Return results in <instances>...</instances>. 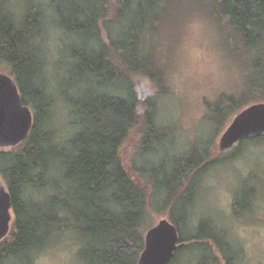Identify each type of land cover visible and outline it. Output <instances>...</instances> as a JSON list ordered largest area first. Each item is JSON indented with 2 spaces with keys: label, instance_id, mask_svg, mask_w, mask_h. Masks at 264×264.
Listing matches in <instances>:
<instances>
[{
  "label": "trees",
  "instance_id": "obj_1",
  "mask_svg": "<svg viewBox=\"0 0 264 264\" xmlns=\"http://www.w3.org/2000/svg\"><path fill=\"white\" fill-rule=\"evenodd\" d=\"M2 5L0 71L14 78L33 124L21 143L0 148L13 214L0 264H35L67 246L79 264H137L153 214H167L179 232L169 264L183 254L197 256L194 264H239L221 224L198 206V193L215 166L264 163V136L212 149L232 113L264 101V0H38L19 17ZM189 10L212 20L242 84L211 105L213 136L179 147L181 134L160 116L169 90L153 47L163 25ZM139 78L157 95L141 96ZM55 98L69 113L59 126ZM136 134L139 144L124 159Z\"/></svg>",
  "mask_w": 264,
  "mask_h": 264
},
{
  "label": "rangeland",
  "instance_id": "obj_2",
  "mask_svg": "<svg viewBox=\"0 0 264 264\" xmlns=\"http://www.w3.org/2000/svg\"><path fill=\"white\" fill-rule=\"evenodd\" d=\"M0 1L4 10L15 7L19 17L20 11L38 0ZM163 26L161 36L153 47L169 90L167 97L160 98V116L170 121L172 128L181 134L177 143L179 147L182 146L181 140L185 147H189L195 141L213 136L211 126L206 127V116L218 98L239 92L241 73L230 54L221 48V34L208 15L189 10L178 22ZM50 36L54 49L57 34L53 31ZM136 84L138 93L144 98L157 93V88L148 79H136ZM53 89L55 93H60L58 87ZM55 100L53 119L59 126L69 120V113L64 102L58 98ZM235 114L232 113L228 119ZM221 132L214 134L212 149L215 153L218 152L217 141ZM138 144L139 136L136 134L123 148L124 159ZM205 179L198 193V206L221 224L236 250L237 260L242 259L239 264H264V163L242 159L230 161L213 167L203 177ZM235 197L242 199L238 205L242 211L237 216L232 214ZM161 218H168L167 214H153V223ZM59 249L62 251L59 252ZM59 249L44 255L35 264H79L71 248ZM195 259L197 256L183 254L175 264H194Z\"/></svg>",
  "mask_w": 264,
  "mask_h": 264
},
{
  "label": "water",
  "instance_id": "obj_3",
  "mask_svg": "<svg viewBox=\"0 0 264 264\" xmlns=\"http://www.w3.org/2000/svg\"><path fill=\"white\" fill-rule=\"evenodd\" d=\"M32 124V111L23 103L14 78L0 71V148L21 143ZM255 136H264V101L240 109L220 133L217 147L223 152ZM11 206L10 193L0 177V241L8 235L13 221ZM179 237L177 227L168 218L159 219L144 234V248L137 264H169L180 245Z\"/></svg>",
  "mask_w": 264,
  "mask_h": 264
}]
</instances>
